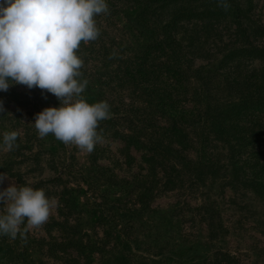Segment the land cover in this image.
Listing matches in <instances>:
<instances>
[{"label": "trees", "instance_id": "1", "mask_svg": "<svg viewBox=\"0 0 264 264\" xmlns=\"http://www.w3.org/2000/svg\"><path fill=\"white\" fill-rule=\"evenodd\" d=\"M114 1H120L123 5L118 7ZM114 1L109 11L115 31L123 30L124 5L134 7L136 12L133 24L128 25L126 21L128 27L123 36L127 38V43L123 46L118 40L119 35L111 34L110 47L106 43L107 36L100 33L96 41L88 44L101 45L102 52L98 54L102 55V59L89 73L82 67V78L97 82L100 87L94 92L87 85L85 94H91V103L106 101L110 105L111 117L100 122V135L111 133L113 138L123 142V155L128 166L136 160L132 149L139 152L146 172L138 175L134 179L137 183L131 185L132 181L119 178L112 171L106 177V169L99 167L102 171L100 176L105 177L101 185L109 189L103 191L100 202L94 201L86 208L84 204L89 202L79 205L76 191L62 187L57 206L61 220L51 219L45 223L46 232L50 235L55 229L57 235H50V241H46L44 238L35 239L27 232L25 239H18L21 245L19 256L24 259L33 251L42 254L47 248L46 254L64 257L67 264H96L98 259H106L110 264H126L136 256H149L155 262L157 256H165L166 259L176 260L178 264H225V260L217 255H224L228 260V253L217 251L215 258L208 260L205 254L209 247L203 244H177L172 248L168 247L167 242L160 243L159 235H155L152 244H148L138 235L130 237V234L135 230L142 231L144 224L137 225L135 219L146 211L148 214H158L165 231L174 228L171 223L173 215L181 211L184 202L175 203L167 214L161 215L162 209L150 207L149 199L162 190L180 187L186 190L188 182L194 184L198 178L202 180L205 175L214 174L220 154L218 151L213 153V147L209 146L211 141L220 143L225 150L222 155L223 166L229 174L226 175L225 184L236 186L240 174H243V184L264 197L263 124L254 130L250 122L242 118L248 111L251 112L249 115L255 117L258 115L255 112L264 111V65L258 71L245 75L237 71L233 73L234 77H230L229 73H223L221 77L216 73L217 65L208 62L196 66L194 58L200 53L194 38L187 35V43H183L182 37L178 35L182 27L188 29L193 19L205 24L209 23L205 20H218L231 14L238 20L242 10L229 0ZM118 15L116 21L114 18ZM96 23L99 28V21ZM247 29L237 27L239 35L246 39L251 37ZM255 50L261 51L264 56L261 48L255 47ZM86 51L87 45L81 42L77 54L84 63ZM110 65L111 68H108ZM106 87L111 92V99L103 98L102 92ZM5 93L6 100L12 101L15 106L17 123L20 122L19 116L24 107L36 110L41 101L36 88L18 94L12 85L8 91L0 92L3 95ZM1 119L0 128L5 130L4 120ZM11 131L16 129L5 132ZM31 138L28 136L26 142L31 141ZM16 143L18 146L21 143L19 135ZM195 143L199 146V156L193 160L188 153L195 148ZM202 159L204 164L201 163ZM17 176L19 180L22 179L20 175ZM61 179L62 172L58 171L54 180ZM89 186L93 188L91 182ZM155 186L159 188L154 192ZM109 194L111 207L108 205ZM126 196L130 197L129 203L124 200ZM209 200L207 195L200 206V217L206 224L209 239L216 240L222 224L216 225V221H219L218 210L214 202L209 203ZM84 214L88 217L84 218ZM92 218L95 225L83 230V226L89 225ZM101 221L109 222V225L103 228L102 236H98L96 224ZM199 247L203 248L202 256L186 255ZM142 249L146 255L141 254ZM137 262L135 260L134 264Z\"/></svg>", "mask_w": 264, "mask_h": 264}, {"label": "rangeland", "instance_id": "2", "mask_svg": "<svg viewBox=\"0 0 264 264\" xmlns=\"http://www.w3.org/2000/svg\"><path fill=\"white\" fill-rule=\"evenodd\" d=\"M113 1L107 0L109 10ZM229 1L242 10L240 19H235L231 14L220 17L218 20H205L209 22H205V24L193 19L190 22L193 26L190 24L187 30L182 27L178 34L182 37L183 43H187V35L194 38L195 45H197L200 53L194 58V64L198 66L210 62L212 65H217L216 73L220 74L221 77L223 73H229L230 77H234L233 73L237 71L245 75L246 73L258 71L264 65V56H262L261 51L255 50L256 47L264 51V0ZM114 3L119 5L118 7L123 5L120 1H114ZM124 7L125 14L122 12V15L125 17V22H122L124 27L121 32L115 31L113 24L111 25L110 11L95 17L96 21L100 23V33L107 36L106 43L110 47L111 34L119 35L118 40L123 46L127 43V38L123 36V33L128 25L134 23L136 12L133 9L134 7L129 5H124ZM107 14H109V17L106 18ZM119 15L115 16L116 21H118ZM126 21H128V25H126ZM238 26L243 29L248 28L247 34H250L251 37L246 39L243 35H239ZM108 39H110V42ZM86 45L87 51L84 53L86 61L83 67L86 68V73H89L93 67L99 65L102 55L98 53L102 51L99 44L87 43ZM108 68H111V65ZM88 85L94 92L100 90L97 82H88ZM14 86L18 94L24 93L28 89H25V85L17 84V86ZM107 88L102 92L104 94L103 98L111 99V92ZM36 91L41 95L39 99L41 101L38 103L37 109H31L29 106L24 107L22 114L19 116V123L16 120L18 118L14 115L15 106L12 101L6 100V93L4 95L0 94V101L4 105V112L0 113V117L4 120V126L6 127L5 130L0 128V173H6L11 182L17 185L28 184L34 188L45 190L47 197L52 201L51 213L47 222L51 219L61 220L57 212V206L58 195L62 187L76 191L79 205L89 202L84 204L85 208L90 207L94 201H101L103 191L109 188L101 185L105 181V177L100 176L102 171L99 167L106 169V177L110 176L112 171L119 178L132 181L131 185L137 183L134 182V179L146 172L145 164L139 158V152L132 149V154L136 157V160L128 166L123 155V142L120 139L113 138L111 133L101 134L102 141L95 146L91 153L82 151L74 145H65L52 134L40 138L33 124L35 115L46 107H58L59 101L51 93L45 91L42 94V90L39 88H36ZM86 91L87 89L83 96L91 103V94H85ZM20 96L23 97L22 94ZM250 113L248 111L242 118L248 123L250 122L254 130L258 128L259 124H263L264 129V111L255 112V114H258L257 117L252 114L249 115ZM15 129L21 138V143L19 146L16 143L12 150H7L2 144V136L6 130ZM28 136H32V138L31 141L26 142ZM209 146L213 147V153L218 151L220 154L218 156L220 162L215 165L214 174L205 175L202 180L198 178L199 180L194 181V184L188 182L185 185L186 190L181 187L175 190H162L149 199L150 207L162 209L161 215L167 214L169 208L175 203L184 202L181 211H176L173 215L171 223H173L174 228L165 231V228L161 225L162 221L158 219V214H148L146 211L141 217L135 219L137 225L139 223L144 224L142 231L135 230L130 234V237L138 235L148 244H152L154 236L159 235L158 241L160 243L167 242L168 247L172 248L177 244L199 243L209 247V251L205 254L208 260L215 258L214 254L221 251V254L228 253L230 255L228 260L224 255H217L218 258L225 260V264H264V197L257 195L243 184V174H240L236 186L232 187L225 184L227 181L226 175H229L224 170L226 167L223 166L222 155L225 150L221 148L220 143L215 141H211ZM194 147L188 153L193 160L199 156L197 143L194 144ZM201 163L204 164L203 159ZM198 166L201 167L199 164ZM58 171L62 172L60 181L54 180L58 175ZM17 175H20L22 179L19 180ZM262 179H264V173ZM89 182L92 183L94 189L89 186ZM9 183L10 181L6 180L0 187L6 188ZM158 188L159 186H155L154 192ZM207 195L210 197L209 203L214 202L215 208L218 210L219 221H216V225L222 224V230L216 240L209 239L206 224L200 217V206L203 205ZM109 196L110 203L108 205L111 207V194ZM129 198V196H126L124 200L129 203ZM87 217L88 215L84 214V218ZM90 225H95L93 218L89 225L83 226V230H88L87 228L91 227ZM96 225L97 235L102 236V230L109 225V222L101 221L100 224ZM23 226L25 227V225L21 227ZM27 232L29 236L35 239L44 238L46 241H50L51 236L57 235V230L53 229L50 236L45 230V224L40 228H29ZM90 234L93 235V232L90 231ZM152 234L153 236H151ZM147 235L150 236L146 237ZM169 238L173 240L169 241ZM18 239L19 236L14 240L8 237H0V264H67L64 257H54L46 254L47 248H44L42 254L33 251L30 252L29 256L26 255L27 257L22 259L19 256L21 245ZM201 249L203 248L199 247L196 251L187 252L186 255L202 256ZM141 254L146 255L144 250ZM105 260L98 259L96 264H110ZM135 260L138 261V264H178L176 260L166 259L165 256H157V262L149 256H143V258L136 256L126 264H134ZM207 264H210V262Z\"/></svg>", "mask_w": 264, "mask_h": 264}, {"label": "clouds", "instance_id": "3", "mask_svg": "<svg viewBox=\"0 0 264 264\" xmlns=\"http://www.w3.org/2000/svg\"><path fill=\"white\" fill-rule=\"evenodd\" d=\"M108 11L107 0H0V92L20 84L59 101L58 107L35 115L40 138L52 134L88 153L102 141L98 127L110 118V105L89 103L83 96L88 81L82 78L84 61L77 50L81 42L98 39L95 17ZM17 137L16 131L5 132L3 146L12 150ZM6 180L9 185L0 187V237L25 239L29 228L48 221L52 201L43 188L17 185L0 173V186Z\"/></svg>", "mask_w": 264, "mask_h": 264}]
</instances>
